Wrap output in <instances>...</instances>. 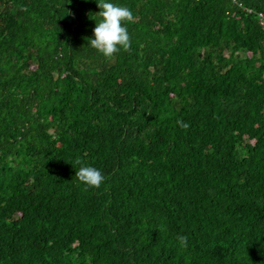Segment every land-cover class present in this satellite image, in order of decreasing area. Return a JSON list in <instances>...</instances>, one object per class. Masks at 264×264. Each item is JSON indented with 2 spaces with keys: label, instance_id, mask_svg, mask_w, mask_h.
Segmentation results:
<instances>
[{
  "label": "trees",
  "instance_id": "16d2710c",
  "mask_svg": "<svg viewBox=\"0 0 264 264\" xmlns=\"http://www.w3.org/2000/svg\"><path fill=\"white\" fill-rule=\"evenodd\" d=\"M114 2L0 0V264H264V0Z\"/></svg>",
  "mask_w": 264,
  "mask_h": 264
},
{
  "label": "clouds",
  "instance_id": "9594fccd",
  "mask_svg": "<svg viewBox=\"0 0 264 264\" xmlns=\"http://www.w3.org/2000/svg\"><path fill=\"white\" fill-rule=\"evenodd\" d=\"M100 11V19L96 20L93 29V37L88 38V45L96 49L106 58L112 57L121 49H127L130 46V36L125 26V21L133 18L132 11L123 5L115 3L114 0H95ZM182 127H188V124L178 121ZM75 177L86 186H99L103 180L100 169L91 166H81L76 171ZM179 240L183 246H187V237L180 236Z\"/></svg>",
  "mask_w": 264,
  "mask_h": 264
},
{
  "label": "built area",
  "instance_id": "2783aa9c",
  "mask_svg": "<svg viewBox=\"0 0 264 264\" xmlns=\"http://www.w3.org/2000/svg\"><path fill=\"white\" fill-rule=\"evenodd\" d=\"M262 21H264V20H262Z\"/></svg>",
  "mask_w": 264,
  "mask_h": 264
}]
</instances>
